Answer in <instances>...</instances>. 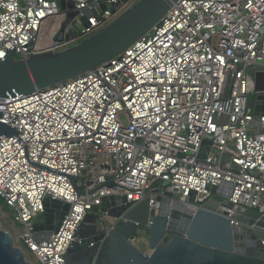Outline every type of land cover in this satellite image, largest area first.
Here are the masks:
<instances>
[{"label": "built area", "instance_id": "1", "mask_svg": "<svg viewBox=\"0 0 264 264\" xmlns=\"http://www.w3.org/2000/svg\"><path fill=\"white\" fill-rule=\"evenodd\" d=\"M71 1L62 11L58 0H0V59L13 42L15 58L72 46L139 0ZM83 9L95 13L82 21ZM73 10L64 32L74 36L54 35L39 47L42 22L61 16L63 23ZM260 66L264 0H177L107 62L30 94L0 97V121L24 138L0 141V198L21 226L1 214L6 229L39 264H66L61 252L103 196L137 202L162 184L199 207L215 187L232 204L263 214L264 113L248 105L254 84L246 73ZM46 198L69 209L58 231L38 241L32 218Z\"/></svg>", "mask_w": 264, "mask_h": 264}, {"label": "water", "instance_id": "2", "mask_svg": "<svg viewBox=\"0 0 264 264\" xmlns=\"http://www.w3.org/2000/svg\"><path fill=\"white\" fill-rule=\"evenodd\" d=\"M176 1L139 0L106 27L60 51L15 58L13 42L0 59V97L30 94L107 62L154 27ZM58 3L62 11L74 7L71 0ZM100 7L104 10V3ZM82 12L80 19L85 21L95 10ZM76 13H67L54 41L74 36L72 30H64ZM246 73L254 84L248 105L262 114L264 67ZM5 136L24 141L16 127L0 121V141ZM210 190L212 195L199 207L181 202L162 184L137 202H127L124 195L103 196L61 255L66 264H264V213L232 204L217 195L215 187ZM43 206V212L32 218L38 241H47L58 231L69 209V204L48 198ZM140 230L143 235H137ZM0 264H36L1 224Z\"/></svg>", "mask_w": 264, "mask_h": 264}, {"label": "rangeland", "instance_id": "3", "mask_svg": "<svg viewBox=\"0 0 264 264\" xmlns=\"http://www.w3.org/2000/svg\"><path fill=\"white\" fill-rule=\"evenodd\" d=\"M62 23V17L61 16H55L49 19H46L42 22V25L40 27V31L37 38V45L39 47H45L49 45L52 41L53 36L57 33L59 30L60 24ZM2 199L0 198V224L4 226L6 229V224L4 222V217H1L2 215L8 216L14 222L16 227L19 229L21 226L13 220V210L10 207H7L5 204L2 203ZM2 214V215H1ZM137 235H143V232L140 230ZM33 261L36 262V264H39L36 259H34L32 256H30L28 253L25 252Z\"/></svg>", "mask_w": 264, "mask_h": 264}, {"label": "trees", "instance_id": "4", "mask_svg": "<svg viewBox=\"0 0 264 264\" xmlns=\"http://www.w3.org/2000/svg\"><path fill=\"white\" fill-rule=\"evenodd\" d=\"M2 201V200H1ZM2 203L4 204V202L2 201Z\"/></svg>", "mask_w": 264, "mask_h": 264}]
</instances>
